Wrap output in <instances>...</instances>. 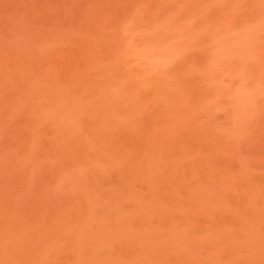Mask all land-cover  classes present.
I'll return each mask as SVG.
<instances>
[{
  "label": "rangeland",
  "instance_id": "374dc122",
  "mask_svg": "<svg viewBox=\"0 0 264 264\" xmlns=\"http://www.w3.org/2000/svg\"><path fill=\"white\" fill-rule=\"evenodd\" d=\"M0 264H264V0H0Z\"/></svg>",
  "mask_w": 264,
  "mask_h": 264
}]
</instances>
